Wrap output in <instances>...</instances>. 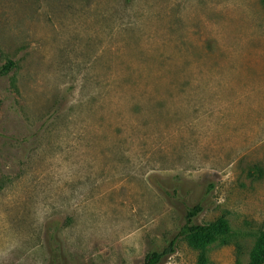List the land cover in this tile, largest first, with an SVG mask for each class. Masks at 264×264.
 Returning <instances> with one entry per match:
<instances>
[{
    "label": "rangeland",
    "instance_id": "374dc122",
    "mask_svg": "<svg viewBox=\"0 0 264 264\" xmlns=\"http://www.w3.org/2000/svg\"><path fill=\"white\" fill-rule=\"evenodd\" d=\"M0 264H197L180 199L264 233V0H0ZM198 197V198H197ZM51 235L56 239L51 241ZM51 237V238H50ZM223 239H226L225 243ZM264 264V263H263Z\"/></svg>",
    "mask_w": 264,
    "mask_h": 264
},
{
    "label": "trees",
    "instance_id": "16d2710c",
    "mask_svg": "<svg viewBox=\"0 0 264 264\" xmlns=\"http://www.w3.org/2000/svg\"><path fill=\"white\" fill-rule=\"evenodd\" d=\"M15 66L13 60H8L1 69L0 77L6 74ZM157 184L161 190L169 197L173 199H180L183 205L184 223L179 231V236H184L189 245L196 248L199 251V257L197 264H210V258L208 255V247L210 244L218 240L219 237H225L230 232V225L227 220L223 217L218 218L214 221L201 223L198 222V217L205 210L206 205L204 202V194L212 192L213 184H208L202 193L200 198L193 199L192 194L196 186L191 185L186 188L183 198L181 199L180 193L183 188L181 182L176 184H166L157 179ZM53 237V238H51ZM51 241L54 242V235H51ZM177 238L171 240L168 246L163 249H153L149 251L144 260V264H161L169 255L174 253L175 244ZM226 239H223L224 243ZM61 253L58 248L53 251L52 264H64L60 258ZM264 263V233H262L257 239L254 248L250 256V264H263Z\"/></svg>",
    "mask_w": 264,
    "mask_h": 264
}]
</instances>
